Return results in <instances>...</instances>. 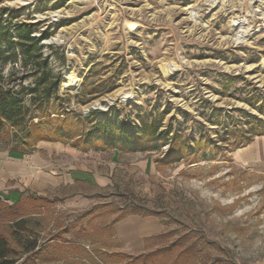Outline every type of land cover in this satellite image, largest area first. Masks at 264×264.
Listing matches in <instances>:
<instances>
[{"label":"rangeland","instance_id":"obj_1","mask_svg":"<svg viewBox=\"0 0 264 264\" xmlns=\"http://www.w3.org/2000/svg\"><path fill=\"white\" fill-rule=\"evenodd\" d=\"M2 9L14 21L38 22L37 35L52 33L42 43L53 75H62V98L50 104L54 121L63 119L57 113H69L81 133L102 117L91 116L93 111L141 126L158 123L168 110L163 125L173 117L174 126L185 121L182 140L201 146L196 163L190 155L162 164L166 146L115 150L74 146V139L39 141L32 153L59 163V171L98 169L111 175L112 185L96 195L94 205L80 209L51 197L42 216H26L32 200L24 199L16 215L23 213L27 226L38 231L43 250L20 254L17 264H125L140 255L133 264H143L147 253L175 241L158 264H264V158L242 163L234 156L247 146L238 143L254 123L237 109L264 125V0H0ZM244 19L249 39L237 41L234 33ZM26 72L21 55L5 65L0 61L5 85H33ZM72 80L77 90L67 86ZM213 108L223 111L213 114ZM17 143L10 126L0 131L1 168L23 184L32 153L14 156V147L23 149ZM131 207L160 211L165 235L143 254L109 259L119 251L112 222ZM17 216L14 208L1 206L0 232L21 253L10 237ZM192 243L194 251L184 252Z\"/></svg>","mask_w":264,"mask_h":264},{"label":"trees","instance_id":"obj_2","mask_svg":"<svg viewBox=\"0 0 264 264\" xmlns=\"http://www.w3.org/2000/svg\"><path fill=\"white\" fill-rule=\"evenodd\" d=\"M15 18L8 13V9L0 10V61L5 65L10 59H16L21 55L22 67L27 71V76H34L35 79L33 85L27 86L20 82L19 88H15L14 85H5L4 78L0 75V131L10 126L17 137V145L23 146L21 150H18L17 147L11 150L14 156L22 157L27 153H32L39 141L65 142L74 139V146L84 143L87 148L103 146L104 149L112 148L115 150L125 147L135 150L142 148L146 151H160L166 146L167 149L160 160L162 164L181 162L188 159L190 155L194 156L193 161L190 163L199 161L196 154L201 146H193L189 142L190 139L182 140L185 131L183 123L185 121L178 122L174 126L173 119L175 117H173L168 125H163V116L168 110L162 113L158 123H144L141 126H131L120 120L117 115L109 118L106 117L107 113L93 111L91 116L100 113L102 117L93 121L91 127L86 132L81 133L73 128L69 113H57L58 116H63V119L54 121L52 118L55 112L50 110V104L53 97L62 98L58 94L62 75H53L50 59L43 55L44 44L42 43V41L50 38L52 33L48 30H42L40 35H37L36 32L40 30L38 22L14 21ZM50 47L53 46L50 45ZM221 111L223 109L213 108V114ZM237 111L244 114L245 117L251 118V122H254L249 130V135L242 137L238 143L240 147H243L252 142L255 136L264 135V125L261 118H257L244 109H237ZM214 122H217V120ZM163 126H165L164 129ZM207 141L214 142V139L209 136ZM203 157L207 159L206 153H203ZM17 192L19 193V191ZM24 195L25 192H20L18 198L13 200L12 204H8L0 198V209L2 205L14 208L15 216H17L16 212L19 209L23 210L21 205H23L24 199L29 198L32 200L30 208L33 211L24 214H31L26 216H42L44 208L49 203H53V200L36 193H30L27 197H24ZM4 198L10 200L9 195L4 196ZM94 208L96 206L93 207V210ZM89 212H92V210ZM24 214L17 216L14 219L16 220L15 223L12 224V221L10 223V237L20 246L21 253L12 246L9 237L0 232V264H17L21 258L20 254L39 253L43 250V245L39 244L38 231L27 226ZM132 214L161 216L162 213L152 209L125 208L115 217L112 225ZM34 220L36 228H38L40 222L37 223V219ZM69 231L70 228L66 232ZM164 235L162 234L159 237L161 238ZM57 237L61 238V235ZM177 242L175 241L166 247H160L147 253L142 257L143 264H158L162 257L174 251L178 245ZM56 243L59 246L63 244L61 241ZM195 247V243H192L184 249V252H193ZM140 256L125 264H133L134 260L141 258ZM107 257L121 260L130 257V255L122 252H112Z\"/></svg>","mask_w":264,"mask_h":264},{"label":"crops","instance_id":"obj_3","mask_svg":"<svg viewBox=\"0 0 264 264\" xmlns=\"http://www.w3.org/2000/svg\"><path fill=\"white\" fill-rule=\"evenodd\" d=\"M234 156L242 163L262 160L264 158V136L238 149ZM59 166V163H51V160L34 152L25 160L24 182L20 184L16 181L17 175L2 170L0 165V198L9 195L13 203L20 192L31 191L30 193H36L49 199L51 197L64 199L70 207L80 209L94 205L96 195L112 185L111 175L98 169L77 165L66 171H59ZM165 230L166 226L162 219L155 215L132 214L113 226L118 252L128 255L143 254L150 250L155 239H159Z\"/></svg>","mask_w":264,"mask_h":264},{"label":"bare ground","instance_id":"obj_4","mask_svg":"<svg viewBox=\"0 0 264 264\" xmlns=\"http://www.w3.org/2000/svg\"><path fill=\"white\" fill-rule=\"evenodd\" d=\"M245 23H246L245 19L241 20L240 28L238 30H236L235 33H234V37L236 38L237 41H241V40L244 41V40H248L249 39L250 33H248L249 31L245 27H243L245 25ZM67 86H69L73 90H77L78 89V82H77V80H72V81L67 83ZM116 96L118 97V94ZM128 97H129L128 95H124V96H121L120 98L126 99Z\"/></svg>","mask_w":264,"mask_h":264}]
</instances>
